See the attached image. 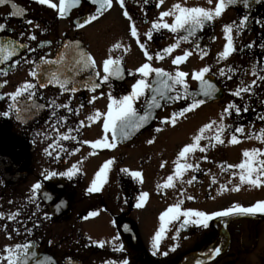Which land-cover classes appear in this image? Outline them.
<instances>
[{
	"label": "flooded vegetation",
	"instance_id": "obj_1",
	"mask_svg": "<svg viewBox=\"0 0 264 264\" xmlns=\"http://www.w3.org/2000/svg\"><path fill=\"white\" fill-rule=\"evenodd\" d=\"M14 2L24 11L20 16L12 17L10 5L0 6V24L6 26V30L0 32V40L17 41L28 47L18 49L17 56L6 64H0V73L7 72V75L0 74V84L5 85L0 88V95L6 97L0 100V113L8 111L10 103L8 93L16 91L25 82L46 83V71L59 69L66 73L72 83L68 86V91H63L52 84L46 88L37 87L34 102L44 107L28 111L24 110V105L21 104L20 119L16 118L14 110L9 116L0 115V214L4 217L0 219V253L6 246L32 243L39 258H50L48 264L52 262L123 264L125 260L128 264H196L197 260L203 261V264H264V244L260 241L261 236H264V214L257 213L255 217L245 215L218 217L209 221L207 228L191 223L181 228L180 224L184 219L181 217L180 221L167 226L168 230L171 228L173 232L175 231L174 237L167 235L165 240L162 238L159 248L155 250L156 255H153V239L161 226L159 217L173 205L165 203L159 197H153L147 199L143 206L138 208L136 205L140 194L136 196L128 192L117 194V186L127 190L129 186L141 184L139 178L130 179L125 175L127 173L121 171V165L126 160V155L122 153H128L161 138L170 125L166 126L162 121L170 119L173 113L188 107V102L172 100L167 103L161 100V110L153 108L149 121L138 131L131 132L127 139L120 136L113 141L112 133L109 131L107 136L109 142L115 144L113 149L93 150L89 143H85L102 139L105 135L104 117L101 116L94 121L88 120L87 117L97 110L102 114L107 112L108 104L111 102L108 98L109 94L117 100L128 95L132 85L140 78L138 74L130 73H135L136 69L145 62L172 74L178 70L189 73L186 83L190 90L197 88L199 84V81L192 78V74L209 67L210 72L205 76H214L226 91L227 97L230 96L231 86L251 85L252 81L246 83L247 76L251 74L256 80V86L251 88L253 96L237 98L232 95V103L235 105L255 103L256 90L264 89V81L258 80L257 76L252 74L254 68L258 75L264 74V47H262L264 24L260 23L264 21V15L239 30L234 28L236 51L227 59H218L226 44L225 38H223L225 43L222 44L220 26L239 23L244 16H248L240 9H228L220 18L214 20L217 39L212 44L209 54L203 58L183 40L184 32L173 34L162 29L154 31L151 40L146 36L151 30V25L158 20L159 14L171 9L173 4L214 8L216 0H213L212 5H209L207 0H164L163 5L160 6H157L159 0H125L126 10L132 17L131 21L124 17V9H121L114 0L113 7L109 11L99 19L85 24L84 27H79V22H83L96 9L89 0H82L78 7L70 9L63 19L55 10L37 3L36 0H14ZM52 2L58 4L59 0ZM165 20L168 23L173 22L171 17ZM28 21L32 23L29 24ZM133 23L137 27L141 42L154 57L150 62L146 60L136 38L131 35L130 25ZM32 35L36 36V40L29 39ZM177 40L180 41V46L172 54L165 55L163 59L155 58L157 53L176 43ZM77 43L81 50L95 59L101 76L104 75L102 62L109 57L122 61L120 65L124 69L122 76L111 77L107 83L101 84L100 88L92 92L87 87L88 77L92 73L83 72L77 76L75 72H67L65 67L42 64L44 59L56 60L61 53H65V63L71 67ZM65 44L71 46L66 50ZM115 44H121L122 47L115 49ZM248 45L253 47L249 48ZM185 51H192L193 55L179 66L173 65L174 57L182 55ZM220 65H227L225 75L217 72ZM229 69L233 71L230 72ZM33 70L39 73L36 79L30 75ZM229 76L231 79L228 78ZM147 79L154 82L155 74H151ZM73 87L77 89L74 93L71 91ZM177 90L179 93L184 89L177 85ZM176 94L169 93V96ZM151 95L152 93L146 90V98L141 97L134 102V107L141 115L147 110L146 104L150 102ZM157 99L160 100V97L158 96ZM54 105L69 107H54ZM182 117H178L177 121ZM228 124L233 131L232 115L227 119ZM53 125L56 127L54 128ZM255 126L256 124L252 125ZM258 126L264 129V124ZM63 134H69L76 139L59 141L60 147L55 150L51 148L50 145L56 144L58 137ZM16 141L26 145H11V142L17 143ZM60 148L65 151H61ZM46 150L52 155H48ZM56 156H59V160L55 158ZM109 159H113L115 163L110 166L107 173V182L99 191L90 192L86 186V182L91 179V174L88 176L86 172L89 163L94 162V168H100ZM145 161L146 159H142L141 164H145ZM74 166L76 171L71 178L60 175L73 169ZM50 172H56L57 175L45 179V175ZM194 176L199 178L197 174ZM196 181L193 180L189 185L196 187L198 184ZM37 182L41 183L42 188L39 190L38 198L33 201L32 187ZM64 186H67V189ZM201 187L199 188L204 190V186ZM45 193L51 198L46 199ZM55 200H60L64 206L70 205L68 216L58 218L61 212L53 210L47 203L52 204ZM181 201L182 210L200 211L197 209V202L200 200L183 198ZM229 207L231 206L205 213L212 214ZM17 212L19 215L16 219H7L11 213ZM92 213L96 215L93 216ZM15 229L19 232L17 233ZM121 229L125 235L121 234ZM9 236L11 239L8 238ZM251 238H255L256 243L253 242L254 245L249 247ZM98 242H103V247H99ZM120 246L123 250H114ZM173 247L175 251H171ZM216 248L220 249V253L211 255ZM253 251L257 252L256 260L254 257L250 260L247 254ZM165 252L168 253L167 256L163 254Z\"/></svg>",
	"mask_w": 264,
	"mask_h": 264
},
{
	"label": "snow or ice",
	"instance_id": "obj_2",
	"mask_svg": "<svg viewBox=\"0 0 264 264\" xmlns=\"http://www.w3.org/2000/svg\"><path fill=\"white\" fill-rule=\"evenodd\" d=\"M37 3L46 5L47 7L55 10L61 19L65 18L70 9L78 7L82 0H59V3H54L52 0H36ZM92 5L96 6L95 12L88 16L83 22H79V27H84L85 24L91 23L101 16L104 15L105 12L109 11L113 7L114 0H89ZM241 0H216L215 7H187L182 6L180 3H175L172 5L171 9L167 11H163L159 14L158 20L151 25V30L146 33L147 39L151 40L153 38L154 31H160L162 29H166L173 34H179L181 32L186 33L183 36L184 41H189L190 37L196 35L197 31L203 30L207 23L213 22L216 18H220L222 14L226 11L228 6H232L240 3ZM115 3L119 5L121 9H124L123 15L129 21L132 20V17L129 15L128 11L125 7V0H115ZM164 0H159V4L157 6L163 5ZM209 5L213 4V0H207ZM245 7L248 6L249 0H243ZM10 5L12 11L10 12V16L16 17L20 16L23 13V9L19 8L18 5L14 2V0H0V6ZM171 17L173 22H166L165 18ZM248 20L247 16H244L239 23L227 24L223 28L224 38L226 40V44L223 47V51L219 54L218 59H227L232 53L236 51L233 37V30H239L246 25ZM29 24L32 21H28ZM260 23L264 24V21H260ZM6 30V26L4 24H0V32ZM130 32L132 37L136 38V42L142 50L144 56L147 61L153 60V55H151L147 49V46L141 42L137 27L135 24L130 25ZM31 40H36V36L32 35L29 37ZM71 45L65 44L64 48L67 50ZM180 41L177 40L176 43L171 46L165 47L161 52L156 54V59H163L165 55H170L174 50L179 48ZM28 46L25 44H19L17 41H3L0 40V64H6L11 61L13 57L18 55V49L27 48ZM122 47L121 44H115V49H120ZM249 48L253 47V45H248ZM264 47V45H262ZM196 48H199V45H196ZM29 51H35V49H29ZM193 55L192 51H185L182 55H176L172 60L173 65L179 66L181 63L186 62L190 56ZM201 58H203L204 53H200ZM29 63H35L33 61H28ZM18 64L19 61L17 60ZM122 63L121 60H114L109 57L102 62V71L104 73L101 76V72L97 70V65L95 59L89 55L87 52L80 49L79 43L76 44L74 49V56L71 67H68L65 63V53H61L59 58L56 60H48L44 59L42 61L43 65L53 66L58 65L67 68V72H75L77 76L81 75L83 72L92 73L89 75L87 80V87L90 91L95 92L98 88L101 87V84L107 83L111 77H121L124 69L120 66ZM115 66V67H114ZM38 67H40L38 65ZM46 71V70H45ZM229 71H233L229 69ZM210 72L209 67H204L202 70H198L192 74V78L200 82V94L204 97L212 96L218 89L214 84L209 83L205 79V74ZM155 74L154 82L149 81L147 78L150 77L151 74ZM0 74L7 75V72H2ZM131 75L138 74L140 78L132 85L131 92L128 95H124L121 99L117 100L113 98L109 94V100L111 101L108 104L107 112L101 113L100 111H96L93 115L87 117L88 120L94 121L104 117L103 120V132L104 136L102 139H98L94 142H85L89 143L90 147L95 150L97 148H108L113 149L115 144L109 142L107 133L111 131L112 140L115 141L120 136H123L127 139L131 132L138 131L141 127L146 124L151 118L153 108L162 107L161 100L172 99L179 101L182 98L187 100L188 98V84L186 83V77L189 73L184 71H176L174 74L165 71L162 68H154L148 62L143 63L140 67L136 69L135 73H130ZM221 75H225L223 69L220 70ZM254 76H257L258 80L264 81V74L258 75L255 68L252 71ZM30 75L36 79L39 73L35 70L30 72ZM47 82H25L20 85L16 91L12 93H8L7 97L10 99V103L8 105V111L0 113L3 116H9V113L13 110L17 114V119H20V114L22 112V108L19 106L21 104L24 105V110H32L43 108V105H38L34 102V98L36 97V89L46 88L50 84L56 85L63 91H68V86L72 83V80L67 77L65 72L57 69L56 71H46ZM63 77V78H62ZM231 79V77H228ZM99 81V82H96ZM177 85L183 87V97L178 93ZM5 85L0 84V88H3ZM256 86V80H253L251 85L248 87H240L236 89L232 95L236 97H240L241 93H248L251 88ZM77 89L75 87L71 88V91L74 93ZM146 90L152 93L151 100L146 104V111L143 115H141L137 109L134 107V102L139 100L141 97L146 98ZM169 93H177L174 96H169ZM160 97V100L157 97ZM6 97L4 95H0V100H4ZM22 98V99H21ZM205 101L203 99H193L188 107L183 108L178 113H173L170 119H165L162 123L171 124L175 126L178 117L184 116L186 113L192 112L197 107L202 105ZM54 107H69L68 105H54ZM235 110L237 114L241 112V109L237 107L233 103H229L225 108L224 112L221 115V121L224 118V115H231L232 110ZM243 111H248L245 107ZM55 115V112H53ZM261 120H264V115L258 117ZM217 125V121H212L211 123L205 124L200 130L199 134L194 137V142L182 148L179 152V158L176 161V169L175 176H168L167 181L163 185H158V187L162 188H170L175 187L174 180L182 176L183 172L187 169H193L195 171H199V165H193L190 163H180V160L185 158L187 154L195 152L197 149L203 153L206 152L207 149L201 147V141L205 138V133L212 130L214 126ZM90 126V125H89ZM55 128L56 126L53 125ZM227 126L223 123H220L215 130V135L208 137L209 141H215L217 145H223L225 140L222 139V134L226 131ZM78 130V129H77ZM157 131H161V129H157ZM234 133H244V129L242 127H236L234 129ZM252 137L264 143V129L260 130V134L256 135L252 133ZM75 140L76 137L70 136L69 134H63L58 137V141L54 145H50L54 150L58 147L59 141L64 140ZM151 142V141H150ZM240 139L237 135L233 134L230 139V143L232 145H236L240 143ZM61 151H65V149L60 148ZM47 152V150H46ZM48 155H52L51 152H47ZM95 154V152H93ZM242 161L237 165H228V168L238 169L239 173V183L240 185L247 184L251 187L260 188L264 187V150L254 148L252 150H245L242 153ZM59 160V156L55 157ZM115 161L113 159H109L103 163V165L99 168V170L95 174V178L92 182L89 191H99L104 183L107 182V173L110 169V166L113 165ZM224 168V165L220 166ZM76 171L75 166L73 169L60 173V175H65L71 178L73 173ZM122 172L129 173V169H121ZM57 175L56 172H50L45 175V179H50ZM130 175L134 178H140L142 180V173L130 172ZM195 180V177L188 180L187 183L191 184ZM216 183L215 179L212 181ZM222 188L224 186H221ZM41 183L37 182L32 187V200L38 198L39 190H41ZM233 191H239L240 187L237 185L232 189ZM46 199H50L51 197L48 194H44ZM148 193L142 192L138 198L137 207H142L144 202L148 198ZM188 199H192V197H188ZM182 201H178L175 205L169 207L165 212H163L159 219L161 221V226L159 230L155 233L153 239V255H156V249L159 248L160 242L167 230V226L175 221H180L181 217H184L180 227L183 228L185 225L189 223L194 224L196 226H202L207 228L209 226V221L214 218H222V217H230L233 215H255L257 213L264 214V201H258L254 205L250 207H243L241 205H233L226 210L217 211L212 214H208L202 211L196 210H182L181 204ZM19 215V213H11L7 219L14 220ZM93 216L96 213H92ZM193 217L197 219H192ZM3 215L0 214V219H3ZM6 230V228H5ZM18 233L19 230L15 229ZM11 239V236L8 237ZM99 247H103V242H98ZM35 245L32 243H24L18 244L15 246H6L2 253H0V264H48L50 261L49 257L39 258L35 252H31L30 249L34 248ZM114 250H123L122 246L120 248H114ZM175 247L171 249V251H175ZM220 253V249L216 248L212 251L211 255L215 256ZM165 256L168 255L167 252L163 253ZM54 264V262H52ZM71 264V262H70ZM109 264H113V262H109ZM123 264H128V261H124ZM196 264H203V261L197 260Z\"/></svg>",
	"mask_w": 264,
	"mask_h": 264
},
{
	"label": "rangeland",
	"instance_id": "obj_3",
	"mask_svg": "<svg viewBox=\"0 0 264 264\" xmlns=\"http://www.w3.org/2000/svg\"><path fill=\"white\" fill-rule=\"evenodd\" d=\"M229 16L231 17L232 13ZM223 28L224 26L221 24L219 32L222 38V44L225 43L223 39L225 35ZM221 69L225 72L227 65H220L217 72L220 73ZM253 80L254 77L250 74V76H247L246 83ZM238 88L240 87L231 86L229 89L230 96L220 104H207L196 112L179 119L175 126L168 125L166 133L153 143H147L145 146L137 147L128 153H122L126 155V160L121 166L129 169L130 172L138 171L142 173L141 193H148L147 199L159 197L165 203L175 205L178 201L183 200V198L188 199V197H192L191 200H200L197 202V209L203 212L237 204L243 207H249L258 201H264V187L255 188L247 184L240 185L239 170L234 168L224 169L228 165L239 164L243 159L242 153L245 150H252L254 148L264 150V143H261L260 140L255 138L252 140H242L240 143L232 145L230 143L231 136L225 132L222 134L224 136H222V139L225 140L223 145H217L215 141L210 142L208 139V137L215 135L216 127L220 123L225 124L224 118L221 121V115L224 112V108L229 103H232V93ZM259 90L264 91L262 89ZM241 94L244 95L243 92ZM212 121H217V125L204 134L205 138L200 144L207 151L201 153L197 149L195 152L187 154L185 158L180 160V163H190L194 166L199 165L200 170H185L181 177L174 180L175 187L166 189L158 187V185H163L167 181L168 176H175L176 161L179 158L180 150L192 144L194 137L199 134V130L205 124L211 123ZM162 128L164 127L162 126ZM243 136L247 137L246 134ZM142 159H146L145 164H141ZM221 165L225 167L221 168ZM94 166L95 163L90 162L86 169L88 176L91 174V179L86 182L88 188L91 187L95 174L99 170V168H94ZM195 174L199 177L196 179L198 184L196 187H192L187 181L192 179ZM213 179H215L216 183L212 182ZM237 185H239L240 190L233 191L232 189ZM198 186L200 188L204 186V190ZM221 186L224 187L222 188ZM117 194H122L118 186ZM174 232L171 228L169 230L167 229L163 239L165 240L167 235L174 237ZM260 241L264 244V236H261ZM253 242L256 243L255 238H251V244L248 246L252 247L254 245ZM247 254L250 256V260L253 257L256 260L257 252L253 251Z\"/></svg>",
	"mask_w": 264,
	"mask_h": 264
},
{
	"label": "water",
	"instance_id": "obj_4",
	"mask_svg": "<svg viewBox=\"0 0 264 264\" xmlns=\"http://www.w3.org/2000/svg\"><path fill=\"white\" fill-rule=\"evenodd\" d=\"M228 7H237V8L244 9L245 11L249 12L251 18H254V17L256 18V17H259V16L264 14V0H249L247 7H245L243 0H241L240 3L232 5V6H228ZM213 30H214V26H213L212 22L207 23L205 25V27L203 28V30L197 31L196 35L193 37H190L189 41H187V42L193 44L195 47L198 44L199 45V48H197L198 50L203 51V52L204 51L208 52L209 48H210V44L214 40L213 39ZM185 35H186V33H185ZM210 83L214 84L216 86V88L218 89V91H216L212 96H209V97L202 96L200 94V88H201V86H200L198 91H188V99H190L191 101L193 99H203L205 102H208L211 100L220 101L221 99H223L224 93L219 88V86L216 84V82H214V80L212 79ZM182 97H183V93H182ZM16 142L17 143L11 142V145H13V146L26 145L24 143L20 144L18 141H16ZM26 162H28V161L26 160ZM25 170H26V172L28 171L27 167ZM64 188L66 189L67 186H64ZM62 205H63V203L60 202V200H58V201L55 200L51 204L53 209H55L56 207H59V209L62 211V213H64V215H68L70 212L69 204H67L66 206H62ZM136 235H137V233H136ZM30 264H32V262H30Z\"/></svg>",
	"mask_w": 264,
	"mask_h": 264
},
{
	"label": "trees",
	"instance_id": "obj_5",
	"mask_svg": "<svg viewBox=\"0 0 264 264\" xmlns=\"http://www.w3.org/2000/svg\"><path fill=\"white\" fill-rule=\"evenodd\" d=\"M260 107L259 110H257L256 107ZM244 108H241V112L238 114L239 116H236L235 122H238L240 124L246 125L247 123H250L253 116L256 115L258 112H261L264 110L263 105H255L248 109V111H243Z\"/></svg>",
	"mask_w": 264,
	"mask_h": 264
}]
</instances>
